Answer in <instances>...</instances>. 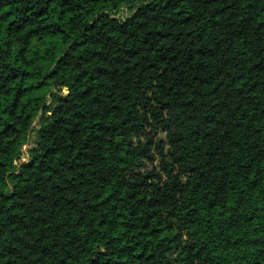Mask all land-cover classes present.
Instances as JSON below:
<instances>
[{
    "label": "trees",
    "instance_id": "trees-1",
    "mask_svg": "<svg viewBox=\"0 0 264 264\" xmlns=\"http://www.w3.org/2000/svg\"><path fill=\"white\" fill-rule=\"evenodd\" d=\"M0 264H264V0H0Z\"/></svg>",
    "mask_w": 264,
    "mask_h": 264
},
{
    "label": "rangeland",
    "instance_id": "rangeland-1",
    "mask_svg": "<svg viewBox=\"0 0 264 264\" xmlns=\"http://www.w3.org/2000/svg\"><path fill=\"white\" fill-rule=\"evenodd\" d=\"M123 13H124L125 15H127V14H128V11H124ZM37 122H38V121H37ZM37 122L34 124V126H36ZM30 137H31V139H30L29 144H26V145L22 148V155H21V157H20V159H21L22 161H26V160L28 159V157H29L28 149L30 148L31 145H33V143H34V141H35V134H34V133H32Z\"/></svg>",
    "mask_w": 264,
    "mask_h": 264
}]
</instances>
